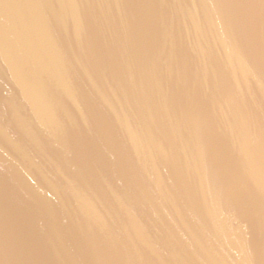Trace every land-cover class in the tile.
I'll use <instances>...</instances> for the list:
<instances>
[{
  "label": "water",
  "instance_id": "95a60500",
  "mask_svg": "<svg viewBox=\"0 0 264 264\" xmlns=\"http://www.w3.org/2000/svg\"><path fill=\"white\" fill-rule=\"evenodd\" d=\"M0 264H264V0H0Z\"/></svg>",
  "mask_w": 264,
  "mask_h": 264
}]
</instances>
